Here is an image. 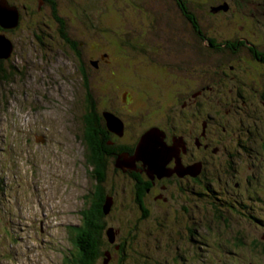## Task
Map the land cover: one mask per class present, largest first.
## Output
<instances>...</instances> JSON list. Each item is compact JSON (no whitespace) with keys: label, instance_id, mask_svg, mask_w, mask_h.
Segmentation results:
<instances>
[{"label":"rangeland","instance_id":"1","mask_svg":"<svg viewBox=\"0 0 264 264\" xmlns=\"http://www.w3.org/2000/svg\"><path fill=\"white\" fill-rule=\"evenodd\" d=\"M51 1L40 9L39 0H26L35 16L23 13L14 36V54L2 65L8 74L2 72L5 78L0 79V264L76 261L74 228L80 227L81 210L89 208L98 192L115 198L104 218L106 263L264 264V199L252 203L230 196L232 203L255 205V211L248 207L242 212L263 223L248 218L224 225L221 215L207 220L213 209L202 208V203L195 210L183 211L184 198L176 186L172 188L174 200L170 192L159 188L153 195L168 199L160 207L152 200L147 218L142 219L138 202L122 193L124 189L130 192L134 182L112 171L106 181H97L96 169L101 170V164L107 170L116 169V154H94V146L85 138L91 103L96 113L115 116L114 111L125 106L120 103L122 96L152 90L153 97L134 94L131 110L139 116L123 115L128 122L126 136H117L114 145L121 146L132 136L140 143L150 126L168 127L167 115L170 119L187 109L178 105V87L187 91V82L198 87L186 72L181 78L184 85L176 86L169 72L175 73L179 62H188L200 74L207 63L222 59L230 63L235 58L229 51L208 50L173 0ZM183 1L200 31L212 35L217 28L214 35L227 37L234 28L257 24L259 32L249 39L264 46V0ZM226 5L233 10L224 9ZM251 8L256 9V22L251 19ZM37 36L44 39L38 41ZM259 49L264 51V47ZM147 63L152 65L147 68ZM259 143L248 141L254 152L242 151L236 167L244 172L242 191L249 183V194L264 198V160L260 155L261 164L256 153ZM235 144L226 142L232 154ZM129 151L120 156L126 159ZM223 159L228 160L225 152ZM194 190L199 192L200 187ZM110 229L115 234L113 243L108 239ZM121 242L125 246L119 250ZM99 264H104L103 257Z\"/></svg>","mask_w":264,"mask_h":264},{"label":"flooded vegetation","instance_id":"2","mask_svg":"<svg viewBox=\"0 0 264 264\" xmlns=\"http://www.w3.org/2000/svg\"><path fill=\"white\" fill-rule=\"evenodd\" d=\"M6 1L19 14V24L16 28L8 29L0 25V36H4L12 43L13 48L10 55H13L16 45L14 36L21 27L24 17L23 13L25 15L35 16V11L30 9L26 0L22 3V0ZM39 2L41 9V5L49 3V0H39ZM225 8L233 10L229 5H226ZM251 10L253 11L251 13V19L256 22V9L251 8ZM213 16L208 15V17ZM187 22L193 27L195 33L205 43L208 50H213L220 54L229 51L235 58V62L231 60L229 63V59H222L223 61L219 60V62L212 63L211 65L207 63L206 73L197 74L194 71V67L189 66V63L185 61L177 64L175 73L172 71V73L169 72V74L175 76L176 86L184 85L181 78H183V73L186 72L191 76L189 79L198 84V87L194 86L192 82L186 83L187 91H183L178 87L176 90L178 105L187 109L180 111L170 119L169 115H167L166 120L170 121L168 127L159 125L156 129L154 126H150L144 132L147 133L148 130H156L159 135V141L169 149L164 159V170L159 174L153 173L149 165L146 166L142 162H133L131 160L134 157L140 141H136V136H132L129 142H124L127 145H124L123 142L120 144L121 146L114 145L119 135L109 131L104 116L105 114L100 115L97 113L99 119H93L89 115L86 116L87 130L85 132V138L87 142L97 137L96 147L92 141L95 151L94 154H116V157H118L116 158V169L107 170V165L101 164V170L96 169V173L99 172V178H103L105 181L110 171H112L118 176L122 175L124 179H129L130 182H134V186L132 185L130 192L124 189L122 193L124 195L127 194V198L136 200L140 210L142 209L141 206H143L144 211L141 210L140 213L142 219L147 218V209L151 205L152 200L157 202V207H160V204H165L166 199H168L164 197L160 200L157 195L155 197L153 195L154 190L162 188L166 190V193L170 192L171 199L174 200L175 196L172 188L176 186L175 189H178L184 198V201L181 202L183 211H187L188 209L195 210L196 204L200 205L202 203V208L211 207L213 209L212 215L208 216L207 220L213 221L215 218H219L218 215H221L220 219L224 221V225L238 223L239 220H247L248 218L254 223H263L262 219L254 215L249 217L242 212L243 209L247 210L248 207L250 210L255 211V205L251 207L247 204L239 203L240 201L235 204L228 199L232 196L240 200H250L252 203L260 202V198L262 201L264 199L261 194L255 196L249 194V183L245 185V192L242 191L244 186V172L242 168L241 171L236 167L237 158H240L242 151L250 154L254 152L253 146L248 147V141L252 144L260 142L256 153L259 155L258 159L259 161L261 160V164L262 157L260 155L263 156L264 160V51L259 49L264 46L261 44L260 47L258 42L255 44L249 39L251 34L253 32L258 33L259 29L257 24L242 26L237 29L234 28L231 33H227V37H224L212 33V31L216 32L217 28H214L211 31L212 35H210L205 33L204 30L197 31L195 25H192L189 19H187ZM194 22L192 21V23ZM212 27L213 24L209 25L208 28L211 30ZM247 27L250 30H247ZM217 38L220 39L217 40ZM42 39H44V36L42 38L37 36L36 38L38 41H42ZM51 51L53 50L51 49ZM8 58L0 59L1 69ZM149 65L152 64L147 63L146 67L149 68ZM147 68H142L140 71H144ZM188 68L192 70L191 73L187 70ZM165 80L168 81L167 78ZM132 93L129 96L127 95L128 97L126 98L122 96L120 103H123L125 106L123 108L119 107L117 111H114L117 114L115 116L122 120L124 124L125 136L128 122L123 115L128 116V118H132V116L136 118L139 116V112L131 110V104L135 102L134 94L137 93L145 98L149 97V95L151 97L155 96L152 90H140ZM201 94H204L201 96L203 98H200ZM210 95L213 97L208 99ZM162 98H166L164 94ZM178 105L175 104V107ZM122 110L123 113L119 114ZM234 117H240V119L236 120ZM91 123L94 125H91L92 127L97 126V136L94 133L90 135L89 126ZM101 128L104 129L101 130ZM103 135H107V137L105 140L106 143L101 145L104 148L101 151V147L98 144ZM42 137L46 142L47 136L44 135ZM226 142H236L235 152L233 154L228 149ZM124 150H130L127 152L129 156L126 155V159L120 156ZM224 152L227 154L228 160L223 159ZM104 161L105 163L107 162L106 160ZM186 174L188 176H184ZM248 180L250 182L249 177H247L246 182ZM185 183L191 185V188H185L182 185ZM195 186L200 187L199 192L194 190ZM229 191L233 193H229ZM107 198H110L112 206L115 198L112 195H109ZM193 199H195L194 202H192ZM200 199L206 202L200 201ZM122 244L125 245V243L121 242ZM121 245L118 246L119 250ZM115 246L117 247V245ZM116 249L114 248L115 251ZM111 254L113 253L111 252Z\"/></svg>","mask_w":264,"mask_h":264},{"label":"trees","instance_id":"3","mask_svg":"<svg viewBox=\"0 0 264 264\" xmlns=\"http://www.w3.org/2000/svg\"><path fill=\"white\" fill-rule=\"evenodd\" d=\"M174 3L177 5L179 8V11L183 13L187 19L191 21L192 25H195V29L199 31V28L197 27L196 22H194V16L188 13V6L185 1L183 0H173ZM49 2L53 3V1L49 0ZM192 21L194 23H192ZM64 36V34H63ZM75 47V46H74ZM2 72H4L5 76H7V72L3 71L0 68V79L5 78L4 75H2ZM90 107L93 109V113L90 114L91 118L93 119H99L95 109V105L91 103ZM105 116V115H104ZM117 118V117H116ZM92 123L89 126V132L90 135L94 133L95 135L97 134L98 131H96V127H92ZM97 136V135H96ZM107 135H103L101 138V141L99 143L101 147V151H103V145L106 140ZM95 147L97 145V137L96 139L92 140ZM92 141L88 140L89 146L92 148L93 143ZM97 181H104L103 178H99L100 174L97 175ZM104 176V175H103ZM98 192V191H97ZM96 198H94V201H92L89 204V208L87 210H81L82 214V224L80 227L74 228L75 231V236L76 238L74 239L75 245L78 247V252L77 254H74V257H76V261L73 260L74 262H70L69 258H66V262L68 264H99L101 262V258L103 257V262L106 264V251L102 249L103 245V231L106 229V223H105V207L110 203L111 200L109 201L107 199L106 195H101L99 192L96 194ZM141 210L144 211L143 206H141ZM125 245H121V248H123Z\"/></svg>","mask_w":264,"mask_h":264},{"label":"water","instance_id":"4","mask_svg":"<svg viewBox=\"0 0 264 264\" xmlns=\"http://www.w3.org/2000/svg\"><path fill=\"white\" fill-rule=\"evenodd\" d=\"M222 8V7H221ZM224 9H226L224 7ZM19 14L15 8L9 6L6 0L0 2V25L4 28L13 29L18 26ZM12 43L4 36H0V59L8 58L12 51ZM108 129L111 132L122 136L124 133V124L115 116L105 114ZM166 145L159 141V135L156 130L147 132L136 148L133 162L142 161L146 166L149 165L153 173H160L164 170L163 155L168 152ZM111 207V202L106 205L105 212ZM108 239L110 243L115 241V234L112 229L108 230ZM107 255V254H106ZM108 256V255H107Z\"/></svg>","mask_w":264,"mask_h":264},{"label":"clouds","instance_id":"5","mask_svg":"<svg viewBox=\"0 0 264 264\" xmlns=\"http://www.w3.org/2000/svg\"><path fill=\"white\" fill-rule=\"evenodd\" d=\"M122 122V121H121ZM108 127V126H107ZM110 131V130H109ZM124 134V133H123ZM118 135V134H117ZM123 136V135H122ZM107 258V257H106ZM105 262H106V260H105ZM106 264H108V263H106Z\"/></svg>","mask_w":264,"mask_h":264},{"label":"bare ground","instance_id":"6","mask_svg":"<svg viewBox=\"0 0 264 264\" xmlns=\"http://www.w3.org/2000/svg\"><path fill=\"white\" fill-rule=\"evenodd\" d=\"M18 23H19V20H18ZM113 157V156H112ZM123 162V161H122Z\"/></svg>","mask_w":264,"mask_h":264}]
</instances>
